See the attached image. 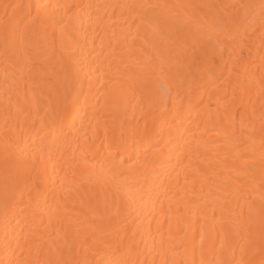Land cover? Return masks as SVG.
I'll use <instances>...</instances> for the list:
<instances>
[{
    "label": "bare ground",
    "instance_id": "6f19581e",
    "mask_svg": "<svg viewBox=\"0 0 264 264\" xmlns=\"http://www.w3.org/2000/svg\"><path fill=\"white\" fill-rule=\"evenodd\" d=\"M0 264H264V0H0Z\"/></svg>",
    "mask_w": 264,
    "mask_h": 264
}]
</instances>
